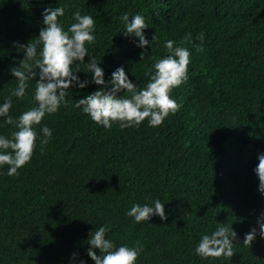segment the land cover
<instances>
[{"label": "trees", "instance_id": "1", "mask_svg": "<svg viewBox=\"0 0 264 264\" xmlns=\"http://www.w3.org/2000/svg\"><path fill=\"white\" fill-rule=\"evenodd\" d=\"M59 6L65 30L77 10L96 21V42L86 47L105 80L123 66L138 88L169 54L166 41L179 46L190 33L192 43L183 45L191 51L188 79L171 93L182 107L158 127L146 119L105 129L75 107L98 86L69 88L68 105L35 127L40 138L43 126L52 130L48 144L37 140L18 176L0 168V264H94L88 237L100 226L117 247H143L136 264H264V239L242 243L264 211L253 171L264 153V0H0V105L17 85L10 68L24 58L19 45L35 43L42 12ZM124 13L146 17L147 48L125 35ZM88 56L73 71L90 81ZM35 85L29 80L23 99L11 97L14 119L36 106ZM4 119L0 135L10 138L17 129ZM157 199L167 220L136 223L127 215L134 204ZM219 226L236 231L235 255L201 258V237Z\"/></svg>", "mask_w": 264, "mask_h": 264}, {"label": "clouds", "instance_id": "2", "mask_svg": "<svg viewBox=\"0 0 264 264\" xmlns=\"http://www.w3.org/2000/svg\"><path fill=\"white\" fill-rule=\"evenodd\" d=\"M65 16V7H48L42 12L43 27L39 31L36 42L19 45L24 49L25 55L19 66L10 68V74L16 79L17 85L11 91L9 98L0 105V117H5V125H13L16 131L11 137L0 135V168L7 165L8 176H18L19 169L24 168L32 160L37 148V140L41 146H46L52 138V130L47 126L41 128L40 138L35 127L40 125L46 115L57 113L61 106H67V90L69 88L84 89L89 84L98 86L95 91L79 98L75 107L90 117L97 125L111 129L117 123L121 129L139 127L146 119L149 126H161L169 115H174L182 105L172 98L173 89L181 86L188 79L191 51L184 47L192 43L189 33L179 46L176 42L168 40L165 48L168 55L156 60L152 69L145 75L148 82L143 88L129 79L123 66L117 67L111 74V79L105 80V72L95 58L88 56L87 45L95 44L96 21L91 15H84L80 10L72 13L75 21L67 30L63 27L60 17ZM125 23L126 36L138 38L136 44L139 48H147L151 42L145 36V29L149 28L146 17L135 14L129 19V14L120 17ZM155 37H152V40ZM197 39L203 40V34ZM37 45L41 47L37 48ZM198 51L203 48L193 45ZM87 62L88 73L91 80H81L73 71V65ZM31 62V63H30ZM36 80L34 100L36 106L24 111L19 117L10 115L12 99H23L27 94L29 80ZM111 85V86H110ZM126 92L128 95H120ZM259 163L253 169L258 177V191L264 196V153H258ZM136 223L150 221L153 216H159L162 221L167 220L165 204L159 199L152 206L134 204L127 212ZM109 231L100 226L89 233L87 256L94 264H136L143 251V247L121 245L117 247L113 241L106 238ZM264 239V211L256 218V226L245 233L242 243L252 246L256 237ZM237 240V233L231 227L219 226L210 235L204 234L195 253L201 258H232L235 255L233 241ZM99 252V255L97 254ZM77 253L72 254L76 260ZM79 264H87L83 259Z\"/></svg>", "mask_w": 264, "mask_h": 264}]
</instances>
